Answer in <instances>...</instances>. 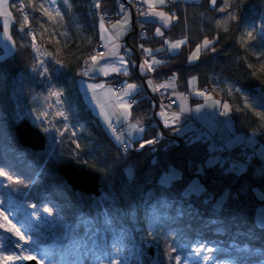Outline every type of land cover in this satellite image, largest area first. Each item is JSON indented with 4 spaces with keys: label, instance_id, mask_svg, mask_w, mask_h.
Instances as JSON below:
<instances>
[{
    "label": "trees",
    "instance_id": "1",
    "mask_svg": "<svg viewBox=\"0 0 264 264\" xmlns=\"http://www.w3.org/2000/svg\"><path fill=\"white\" fill-rule=\"evenodd\" d=\"M19 1L21 0H12L11 5L15 17V23L11 27L15 51L3 59L0 58V168L13 177L10 181L7 176H0L1 202H28L50 208L53 218L59 217L69 222L73 226L72 230L80 236L87 233L88 223L106 221L105 230L112 228L108 231L109 235L116 237L118 242L121 240L119 243L123 242L126 255L129 256V245L133 241L140 240L138 244L143 245L142 240L133 234L134 221L130 218L146 195L141 214L155 210L163 217L155 234L158 238L155 240H159L161 245L162 264H176L175 257L179 254L183 260L191 244L195 242L221 247L217 255L234 256L238 264H256L263 261L264 227L257 224V209L264 205V197L259 195V192L264 193V175H256L252 167L228 172L226 169L231 164L226 160L223 167L217 164L206 169V175L199 177L208 189L209 196L219 199L227 193L224 199L225 210L214 215L211 203L204 204L203 197H193L190 207L189 203L182 201L180 192L190 180L197 178V166L216 153V149L209 152L211 143H204L202 139L183 138L173 127L166 128L161 125L160 129L170 143L168 147L162 143L154 153L149 146L140 149V143L157 136L159 128L155 123L157 115L156 119L149 115L154 103L138 94L135 96L132 116L134 119H144L146 131L144 138L132 140L125 152L106 131L92 109L86 106L78 90L77 78L82 76L78 73L82 72L83 61L99 45L100 21L96 12L90 8L89 0H68L67 4L65 0H59L58 7L62 13L59 33H66V36L58 34L57 41H41L44 47L58 53L60 60L66 65L61 70L62 74H58L61 78L59 86L63 87L66 103L74 109V120L80 127V147H76V150H58L47 145L45 150L35 151L21 146L15 133L18 118L23 115L18 100L17 79L32 76L36 58L33 47L19 30L20 20L16 9ZM118 1L101 0V7L113 19H118L120 15ZM235 1L240 4V0H232L234 3ZM262 2L264 1L243 0L247 14L238 10L239 21L231 20L227 32L217 21L220 15L217 8L222 3L220 0H217L215 8L210 0H185L183 4L178 2L168 8L178 19L165 30V36L180 39L187 35L188 42L181 50L164 60L165 63L157 65L154 75L158 80H166L175 74L177 89L183 92L189 90L190 77H197L199 87L205 88L211 71H220L223 77L236 81L248 90L263 87L264 77L251 75L257 61L239 39L241 23L257 17L264 9L257 7ZM252 5L256 6V12L248 8ZM154 28V23L148 22L147 32L151 39H146L145 44L152 48L158 45L153 34ZM217 36L218 42L215 39ZM205 37L213 40V44L201 51L197 61L188 63V54L197 44H202ZM128 43L134 47L132 34L128 36ZM211 47H215L216 52H212ZM249 64L253 65L252 69L248 68ZM138 75L140 74L137 71ZM137 76L131 73L123 78L137 81ZM108 79L117 83L122 78L114 75ZM221 99L231 106V116L237 130L246 134L253 132L258 125V119L251 109L244 106L243 98L234 94L230 97L224 95ZM46 123V119L39 121L38 126L48 136L45 131ZM179 126L182 124H175L176 128ZM48 142L50 144L49 139ZM59 159L99 172L102 196L74 192L59 173ZM127 164H133L135 171L126 172L124 167ZM170 166L183 172V181L165 190L161 186V176ZM139 216L136 220H140ZM137 224L145 226V229L147 220L137 221ZM231 242L237 245L228 247ZM169 246L175 247L176 251L170 252ZM239 247L246 248V251L240 252L237 250ZM140 264H148L147 258Z\"/></svg>",
    "mask_w": 264,
    "mask_h": 264
},
{
    "label": "rangeland",
    "instance_id": "2",
    "mask_svg": "<svg viewBox=\"0 0 264 264\" xmlns=\"http://www.w3.org/2000/svg\"><path fill=\"white\" fill-rule=\"evenodd\" d=\"M197 1V0H192ZM222 3L218 6L217 11L219 12V8L223 7V0H220ZM264 1V0H263ZM232 2V0H231ZM43 5L44 8L48 9L49 12H52L53 15H55V9L59 8V0H56L55 5L51 4L50 0H28L26 2L19 1L17 3L16 9L19 13V20H20V27L21 23L23 22V14L26 12L29 16L30 20V26H26L23 34L24 37L27 39L28 43L32 46V36L29 35V32L35 33L36 36V45L39 51H37L35 48V58H36V70L32 73L31 77H21L17 79V93H18V100L19 104L21 106V109L23 111V115H20L18 118V121L22 118H29L31 123L37 127L39 121H47V133H48V139L50 141V144L48 142L47 145L52 146L55 149L62 150V149H69V150H76V145L79 143L78 137L79 132L78 128H80L74 120V109L70 107L66 103V96L62 95L59 100L62 101V103L58 102V98L54 95H51L53 91H62L63 87L59 86V81L61 78L59 77V73L63 69L60 65L55 64V61L53 60L52 56H45V52H50L53 54L55 59L60 60L59 54L50 51L46 47L43 46L41 41L45 40L48 42H51L52 40L57 41L59 36V24H60V18H56L53 21H49L46 16H43L42 13L39 11L40 5ZM235 5H238L237 1L234 3ZM12 0H7L6 7L8 10L12 13V16L10 18H7L8 22V32L5 33L4 24H5V17L0 16V58L3 59L9 55H11L15 51V41L13 38V35L11 33V27L15 23V17L12 9ZM23 5V8H22ZM249 6V5H248ZM260 6L261 8H264V2L257 5V7ZM251 8L250 11L256 12V6L248 7ZM35 9V10H34ZM158 10H162L165 12H168L169 14H172L168 8L167 3L166 6L163 8H158ZM238 10H241L242 14H247V9L244 10V6L236 8L235 6L228 9L227 11L234 12L238 19L235 21H239V15ZM218 22L219 25H223L227 23V26L230 24L231 20H226L227 12L221 13L219 12ZM123 15L120 16L118 19L111 21L110 23H107L104 20L105 24V39L101 40L100 35V22L98 24V32H99V41L105 45L107 44L108 48H111L112 45L118 44L120 45V48L118 49L117 55L120 57H124L129 61V64L127 66L128 74L133 73L135 76H137L136 69L139 64L143 62L144 59H146V54L141 50L140 45L144 46L145 40L147 39L145 37V27L141 28L140 26H136L133 24V16L131 14V24L128 26L124 33L116 36V33L121 31V26L113 27L116 24L117 20H122ZM138 15V14H137ZM250 15V14H248ZM148 20L150 23H154L155 28L153 30V34L156 37L158 42V47L156 49H167L171 54L177 53L179 50L182 49V46L187 44L188 37L187 35L184 36V38L180 39H172L167 36H165V30L170 28L175 20H173L170 24L165 25L163 22L159 21L156 17L148 16ZM140 24H142L141 20L138 21ZM43 25V27H41ZM264 25V9L260 14L257 15L255 18H249L246 19L243 23H241L240 28V35L239 39L241 41V37H246L247 32H252L254 36H256V40L252 41V48H247L252 53V56L255 58L256 66L254 71L257 73L259 77H264V60L259 59L255 53H259L264 51V28L261 26ZM19 27V30H20ZM159 27L161 29V32H163V36L156 35V28ZM223 28V27H222ZM21 31V30H20ZM132 34L133 41H134V47L128 43V36ZM10 37V38H9ZM109 37H113L112 39H109ZM148 40V39H147ZM177 40H185V43L179 47L178 49L171 50L170 46L166 41L175 42ZM211 40V39H209ZM204 41V40H203ZM213 41V40H212ZM144 42V43H142ZM203 44V42H202ZM201 44V45H202ZM132 49V53H128L127 49ZM144 48H150L146 45ZM107 49V48H106ZM155 49V50H156ZM204 48L202 47L201 51ZM154 50V51H155ZM195 50V48L188 54V57L190 54ZM133 54L134 57L132 56ZM44 61L46 63V66L49 68V72L46 73L44 76L39 75V72L43 71V68L40 67L39 62ZM135 61V64L132 62ZM197 61V60H196ZM195 62V61H193ZM191 62V63H193ZM147 67V66H145ZM86 67L83 68V70ZM140 68V67H138ZM220 72V71H219ZM62 74V72L60 73ZM114 75H120L121 79V85L124 82L127 83H135L138 84L135 80H128L126 78H123L125 75L123 74V71L119 74H112L109 77H103L99 73L96 74H90L89 76H80L77 78V86L78 90L86 103V105L92 109L94 115L98 117L99 121L103 125V127L109 132V134L114 138L116 143L120 144L121 142L117 140V137H120V140L123 142H129L130 140L142 138L144 133H139L134 130L129 129V123L135 125L137 124L136 120H134L132 116L133 107L131 108V115L128 118L127 121H125L123 118L117 119V115L120 113L119 109L112 108L109 103L108 99L105 96V92L101 91L99 89L96 90V99H93V91L89 90L87 85L91 83H104L106 88L111 87L112 88V82L108 79L111 76ZM147 73H143L142 76L137 80H143L144 76H146ZM210 77L215 79L214 73L210 72ZM220 76H222L220 74ZM98 77H102L101 79H98ZM171 78V77H170ZM163 81L160 82V84L164 83H171L174 84V87H168L166 89L163 88V91H159L160 93L155 94V99L158 100L160 103H162L165 107L163 108V111H165L169 116L174 113H178V109L176 107V100L170 96L164 97V93L174 92V96L176 97L180 109L181 105H183L186 109H192L193 115L204 125H206L211 130L217 132V134L220 136L222 141L228 146V147H236L234 143L236 142H244L247 140L248 137H252V134L248 137L244 135V133L240 132L236 128L235 121L232 120L231 115L221 116L220 110L223 109L221 107L213 108L211 105L213 104V100L221 101L220 98L213 96L212 94H218L220 97L226 95L227 97L233 96L234 94H238L243 98V104L245 107V99L244 97L247 96L249 98L248 103L251 104V107H247L253 111V113L256 115L258 119V125H256L257 129L256 135L263 136L261 137L263 139L262 141H259L256 136L252 137L251 142L253 145H255L257 148L258 155L260 157L264 158V120H262L257 113H264V85L257 87L253 90L245 89L241 84L237 83L236 81H233L227 77H223V81L220 84V87H216V89L208 90V94L211 99H205L204 97H200L196 95L197 91H201L198 85V80H193L191 84L189 81L192 77L189 78L188 84H189V90L191 91V95L188 96L184 92L179 91L176 86V76L174 80ZM197 78V77H196ZM150 80V79H148ZM147 80V81H148ZM145 85V82H142ZM239 88L241 92H237L236 89ZM203 92H207L206 88H203ZM231 90V93L229 92ZM64 93V92H63ZM135 96V95H133ZM131 98V97H130ZM204 105L207 104L209 107H206L202 109L201 112L194 111L196 105ZM102 106L104 114H102ZM172 110V112L168 111ZM175 111H174V110ZM162 111L161 107L158 110V113ZM58 112H64L67 116V120H65L63 117L58 116ZM42 113H47V115H42ZM157 113L158 118L163 122V117L159 116ZM108 116V119L111 121V124L114 123L116 128H112V126H109V123L106 121L105 116ZM184 119L185 123H182V126H179L178 128L181 129L178 134L185 136L187 139L194 136V134H190L188 132H191L194 128V125H192L191 122L198 123L197 120L194 119L189 120V113L184 112L181 113L179 122ZM41 128V127H40ZM119 128L120 131H117ZM59 130V131H57ZM262 131V134H259V132ZM74 133V135H73ZM188 133V134H187ZM193 133V132H192ZM260 138V139H261ZM161 143V141H160ZM217 143V142H216ZM259 143V144H258ZM169 142H166L165 145L168 146ZM218 144V143H217ZM258 144V145H257ZM210 146L215 150V145L210 144ZM226 149V148H225ZM239 155V154H238ZM237 156V159L240 155ZM223 159V158H222ZM240 158L238 159V161ZM59 163H64L62 160L59 159ZM258 164V163H257ZM254 172L257 174H261L259 169H256V165H251ZM261 169V166H258ZM240 170L243 169V166L239 167ZM237 171V170H236ZM195 179V178H194ZM1 181V177H0ZM201 181V180H200ZM163 183L164 181L161 180ZM201 183H203L201 181ZM204 184V183H203ZM227 193L222 195L220 198L226 197ZM259 195L264 197L263 192H259ZM146 200V195L143 196L141 203L138 205L135 211H133V216H131L130 219L134 221V228L133 231L137 236L138 239H144L146 237H151L155 240L158 239L155 237L156 231L159 229V224L162 223L163 217L161 213H158L155 210L147 211L143 214H141V211L143 209V202ZM31 203H16L13 201L11 205H8V209H2L0 205V210H3L8 218V220L11 221L12 224H15L17 228L21 230L25 234L26 239L23 241L18 240V238L13 234L7 232L6 228H0V242H2V245L4 246L6 240L9 241L11 244L16 245L19 243L22 245L23 250H21V253H16L15 256H12L13 254L2 252L0 248V264H7L8 261L12 260L9 264H21L24 260L18 259L16 257L19 256H26V255H32L36 257V260L39 262H46L48 264H54L51 261V255L46 253L47 250H54L55 248H59L60 245V256L62 257L60 262H57L59 264H83L80 262H72L71 258L68 256H77L79 257V252L83 253L85 249H89L88 251H97V248H104L107 249L106 253H103L100 255V257H104L102 262L98 259H93L91 261V264H109L110 260H117V259H126L127 264H132V262H136L139 259L140 263L144 262L145 258L147 260H150V255H148L147 250L138 244L140 240H135L133 243H131L130 246V255L127 256L124 254L126 252L123 242L118 243L116 239H114L112 236H106L104 233L108 232L112 228H108L104 230L106 221H103V223L99 222H92V224L88 223V227L92 231H87V235L82 238H76L72 232V228L69 224L63 221L59 217H52V215H49L48 213L44 212L43 209L44 206H38ZM21 210L23 212V215L19 220L17 219V211ZM35 213V215H33ZM153 213H156L154 216ZM140 214V216H139ZM139 216L140 220H136V218ZM158 217V218H157ZM23 218L26 223H23L20 221ZM257 218L259 221L264 222V205L260 206L257 209ZM144 221L147 220L146 228L145 226H139L137 224V221ZM0 223H4L3 219H0ZM104 228V229H103ZM87 229V228H86ZM104 230V231H103ZM101 231V232H100ZM151 233V235H149ZM30 237V239H28ZM121 241V240H120ZM157 241V240H155ZM159 241V240H158ZM157 241V242H158ZM116 244L121 251L117 253L112 245ZM26 244L32 245L37 244V249H32V251H29V247L26 246ZM199 243L191 244V247L189 248V252L187 255L183 257L182 264L184 261L187 262V264H204L203 260L200 259L197 255L193 254L194 246H198ZM237 244L234 242L229 243L228 247H234ZM2 246V247H3ZM206 247H212L214 249H217V252L221 250V247H215L211 245H206ZM20 248V247H19ZM21 249V248H20ZM127 249V247H126ZM46 250V251H45ZM128 250V249H127ZM237 250H240V252L246 251V248L239 247ZM216 251H213L212 253H208V255L211 257V259L208 261V264H217V262H221V264H235L233 258H228L225 261H221L218 258H216L215 255ZM147 253V254H146ZM67 257H65V256ZM180 256V254H179ZM9 257H14L13 259H8ZM181 257V256H180ZM261 264H264V260L261 261Z\"/></svg>",
    "mask_w": 264,
    "mask_h": 264
},
{
    "label": "snow or ice",
    "instance_id": "3",
    "mask_svg": "<svg viewBox=\"0 0 264 264\" xmlns=\"http://www.w3.org/2000/svg\"><path fill=\"white\" fill-rule=\"evenodd\" d=\"M51 4L55 5L56 0H50ZM68 0H65V3L67 4ZM143 3L148 5V11L147 12H140L141 16H151V17H156L159 19V21L163 22L165 25L170 24L173 20L178 19V17H176L174 14H169L168 12L162 11V10H158V8H163L164 6H166L167 0H143ZM211 5L215 8L217 6V0H210ZM223 7H220L218 10L221 13H225L227 12V17L226 20H237L238 16L231 11H227L228 9L232 8V7H242L243 6V0H240V4L238 5H234V2H231V0H223ZM7 5V0H0V16L5 17V24H4V29H5V33L7 34L8 32V22H7V18H10L12 16V13L8 10V8L6 7ZM96 8L100 7V3L99 0H97L96 3ZM23 8V5H22ZM35 10V9H34ZM119 10L121 13H123V19L122 20H117L116 24L113 26L114 28L117 26H121V31L116 33V36H119L121 34L124 33L125 29L130 26L131 24V12L126 11L125 10V5L123 3H121L119 5ZM39 11L42 13L43 16H46L48 18V20L51 22L56 18H61L62 19V13L60 12L59 8L55 9V15H53L52 12H49L48 9L44 8V6L41 4L39 7ZM30 20H29V16L28 14L25 12L23 14V22L21 23V27L20 30L24 31L26 26H30ZM219 25V22H218ZM220 27H223V30L225 32H227L229 29L227 27V23L223 24V25H219ZM41 27H43V25H41ZM100 31H101V35H100V39L104 40L105 36L104 33L106 31L105 29V24H104V18L101 17V22H100ZM262 28H264V25L261 26ZM141 28H143V25H141ZM156 35L158 36H163V32H161V29L159 27L156 28ZM29 35L32 36V47L35 48L37 51H39V49L37 48L36 45V36L35 33L29 32ZM61 36H66V33H60ZM10 38V37H9ZM113 37H109V39H112ZM216 41L218 42L219 37L217 36ZM256 40V36L253 35L252 32H247L246 37L242 36L241 37V43L243 47H247V48H252V41ZM166 43L169 44L170 49L171 50H175L178 49L179 47H181L184 43L185 40H177L174 43L170 42V41H166ZM213 44L212 40H209L207 37H205L203 44H197L195 50L190 54V56L188 57L189 62H193L196 61L200 58V53H201V49L202 47L204 49L209 48L211 45ZM104 48H107V51H94V54L90 55L86 60H85V64H86V68L78 74H82L84 76H89L90 74H96L99 73L100 75H102L103 77H109L112 74H119L121 73V71H123L124 75H128V71H127V66L129 64V61L127 59H125L124 57H120L117 55L118 49L120 48V45L118 44H113L111 48H108L107 44L103 45ZM141 50L147 55V56H151V60L149 59H144L143 62L139 65L140 67V72L143 74L146 71H151V72H155L156 70V66L157 65H161L163 63H165V61H161V60H157L155 55L153 54V49L151 48H144L143 45H140ZM216 48L215 47H211V51L212 52H216ZM155 51H161V49H156ZM132 49H127L126 54L131 53ZM45 56H52L53 60L55 61V64L60 65L61 67H65V63L62 60H57L55 59V57L53 56L52 53L50 52H45L44 53ZM255 55L261 59L264 60V51L259 52V53H255ZM133 64H135V61L132 62ZM40 67L43 68V71L39 72V75L44 76L46 73L49 72V68L46 66V63L44 61H40L39 62ZM147 66V67H145ZM253 65L249 64L248 68L252 69ZM262 67H264V65H262ZM33 70H36V64H33ZM252 76H256L257 73L255 71H252L251 73ZM175 79V74H173V76L170 78V80H174ZM196 77H192L191 80L189 81V83L191 84V82L193 80H196ZM262 83H264V81H262ZM147 85L150 89H152L153 92L158 91L161 88H168V87H174V84L171 83H164V84H160L157 86H153V82L152 80H148L147 81ZM88 89L93 91V99H96V90L99 89L101 91L105 92V96L108 99V103L112 108H116L120 110V113L117 115V119H121L123 118L125 121L128 120V118L131 115V108L133 107V104L136 103V101L134 100H130V97H132L133 95L138 94L139 90H140V86L135 84V83H127L124 82L121 85V89H116V88H106L104 83H91L87 85ZM237 92H241V90L239 88L236 89ZM51 95H54L58 98V102L62 103V101L59 100V98L63 95L62 91H53L51 93ZM197 96L200 97H204L206 100L207 99H211V97L203 91H197L196 92ZM245 99V103L247 107H251V104L248 103L249 98L247 96L244 97ZM223 108V111H221L219 114L221 116H230L232 113V108L229 105V103L227 101L221 102V101H217V100H213V104L211 105V107L213 108H217V107H221ZM162 111L160 113H158L159 116L163 117V122H164V127H173V130L176 132H179L181 129L176 128L175 124L176 122L180 119L181 113L182 112H188V111H192V109H186L183 107V105H181V112L178 113H172L171 116H169L165 111H163L164 105L161 103L160 105ZM209 107V105L204 104V105H196L194 111L196 112H201L202 109ZM237 111H240V109H237ZM102 114H104L103 111V106H102ZM42 115H47V113H42ZM58 116L63 117L65 120H67V116L65 115L64 112H58L57 113ZM257 115L264 120V113H257ZM106 121L109 123V126H111V121L108 119V116H105ZM140 122L137 121V124L133 125L131 123H129V129L130 130H134L136 132L139 133H144L146 131V129L144 127L139 126ZM45 131H48V129H45ZM59 131V130H57ZM256 134L255 130H253L252 133V137H254ZM74 135V133H73ZM157 137L162 138V133H158ZM252 137H248L247 141H244L242 143H248L251 141ZM117 140L120 141L121 143H123L122 140H120V137H117ZM157 142V138L154 137L152 139H147V140H143L142 143H140L139 148L140 149H144L145 146H150L153 145ZM195 141H190V143H194ZM131 144V140L129 141L128 144H125L124 146V151L127 152L129 147ZM77 148L80 147L79 143H77L76 145ZM228 147L227 145H224L221 147V151L224 150V148ZM212 151H214V149L212 147L209 148V152L211 153ZM253 155H255V153H253ZM245 158L246 161L250 160L251 157L247 156V154L245 153ZM220 161L218 160V158L214 155H210L208 157V159H206L202 164L197 166V171L195 173V179L190 180L182 189L180 192V196L182 201L184 202H189V206L191 207L190 201L193 197L196 198H201L203 197L202 202L204 204H209L211 203L212 207H211V211L214 215L220 214L225 210V201L224 198H219V199H215L211 196L208 195V189L204 186L203 183H201L199 177L206 175V169H211L212 167H215L217 164H219ZM221 167H223V165H220ZM236 170V165L232 164L228 169H226V171L231 172V171H235ZM259 171L261 172L262 175H264V163H262L261 165V169H259ZM0 176H7L8 180H13V177L7 173H5V171L0 168ZM162 181H164L162 183V187L165 190L171 189L174 184L177 183H181L183 181V172L175 167H169L164 173H162L161 176ZM17 182H19V180L17 179ZM158 199H165L163 197H158ZM33 207H35V205H33ZM44 212L48 213L49 215L52 214V210L50 208L45 207L43 209ZM33 215H35V213H33ZM153 215L155 216L156 213H153ZM158 218V217H157ZM0 219H3L4 223H0V228H6L7 232L9 233H13L18 240L23 241L26 239L25 234L23 232H21V230L19 228L16 227L15 224H12L10 220H8L5 212L3 210H0ZM258 226L260 227H264V222L261 221H257ZM149 235H151V233H149ZM28 239H30V237H28ZM2 242H0V248H2ZM16 247H20L22 250V245H20L19 243L16 244ZM113 249L119 253L121 251V249L114 243L112 245ZM169 250L170 252H175L176 248L169 246ZM213 251H217V249H214L212 247H206L204 242L199 243L198 246H194V251L193 254L197 255L200 259L203 260L204 264H208V261L211 259V257L208 255V253H212ZM18 259H22V260H34L36 259V257L32 256V255H26V256H19L16 257ZM171 258V257H170ZM8 259H13L12 257H9ZM104 259V257H100L99 260L102 262V260ZM175 261L176 264H182L181 261V257L180 256H176L175 257ZM109 264H127V260L126 259H117V260H110ZM137 264H140L139 259L137 260ZM153 264H158V262H153ZM183 264H187L186 261L183 262ZM217 264H221V262H217Z\"/></svg>",
    "mask_w": 264,
    "mask_h": 264
},
{
    "label": "water",
    "instance_id": "4",
    "mask_svg": "<svg viewBox=\"0 0 264 264\" xmlns=\"http://www.w3.org/2000/svg\"><path fill=\"white\" fill-rule=\"evenodd\" d=\"M15 132L20 144L23 147L30 148L35 151H42L47 146L46 134L37 126L33 125L29 118L21 119L15 126ZM59 173L67 180L68 185L74 192H82L91 194L96 197L102 195V184L99 173L91 170L79 169L69 163L60 164ZM144 246L151 256L149 264L161 261L160 245L152 239H146ZM25 264H39L35 259L27 261Z\"/></svg>",
    "mask_w": 264,
    "mask_h": 264
},
{
    "label": "bare ground",
    "instance_id": "5",
    "mask_svg": "<svg viewBox=\"0 0 264 264\" xmlns=\"http://www.w3.org/2000/svg\"><path fill=\"white\" fill-rule=\"evenodd\" d=\"M88 58V57H87ZM137 71H138V73L140 74V75H138L137 77L139 78V76L140 77H143L142 76V73L138 70V69H136V73H137ZM148 79H150V80H152V82H153V86L155 87V86H157V85H160V82H163V81H165V80H158L157 79V77L154 75V73H152V74H150L149 76H144V79L143 80H141V82H145V84L147 85V80ZM166 81H168V79H166ZM112 85L113 86H117L118 87V89H121V83L120 82H117V83H112ZM137 85H139L140 86V89L142 88V83H138ZM148 86V85H147ZM113 88V87H112ZM145 91L146 92H149V94H150V96H154L156 93H160L161 91H163V88H161V89H159L158 91H155V92H153L152 91V89H150V88H145ZM160 91V92H159ZM180 91V90H179ZM229 92L231 93V90H229ZM85 103V102H84ZM86 104V103H85ZM87 106V105H86ZM88 107V106H87ZM174 110V109H173ZM168 111H170V112H172V110H169L168 109ZM175 111V110H174ZM178 111L179 112H181V109L179 108L178 109ZM157 113H158V110L157 109H155L153 106H151V108H150V111H149V115L150 116H152L153 118H155L156 119V116L155 115H157ZM182 113H184V112H182ZM191 116H192V118L194 119V115L193 114H191ZM141 121H144V119L143 118H141L140 119ZM145 122V121H144ZM192 123V125H194V129H193V132H195V133H197V134H199V136L201 137V139L204 141V143H207V142H209V143H211V142H217L216 143V145H218L219 147H220V140H219V135L217 134V132H215V131H210L209 130V128L208 127H206L205 125H199V124H197V123H194V122H191ZM161 125H163V124H161ZM164 126V125H163ZM107 131V130H106ZM108 132V131H107ZM109 133V132H108ZM253 132H251V133H249V134H246V133H244V135L246 136V137H248L247 135H251ZM111 136V135H110ZM186 136V135H185ZM184 136V137H185ZM255 136H256V134H255ZM112 137V136H111ZM183 137V138H184ZM113 138V137H112ZM114 139V138H113ZM186 139V138H185ZM115 141V140H114ZM245 141H247V140H245ZM116 142V141H115ZM129 142H123V143H120L119 144V146H120V148H122V151H124V146H125V144H128ZM118 144V143H117ZM160 144H162V143H160V140H157V142L155 143V144H153V145H150L149 147L150 148H153V150H152V153H154V151L155 150H157V149H159L158 148V146L160 145ZM249 144H252V142L250 141V142H248V143H242V142H236V143H234V145H236V146H244V145H249ZM258 145V144H257ZM165 147H168V146H165ZM256 147V146H255ZM257 148V147H256ZM65 163H68V162H64V163H62V164H65ZM70 164V163H69ZM222 163H219V166L221 165ZM70 165H73V166H76V167H78L79 169H86V168H81V167H79V166H77V165H74V164H70ZM223 166H224V164H222ZM124 169L125 170H135V167H134V165L133 164H127L125 167H124ZM86 170H91V169H86ZM91 171H93V170H91ZM93 172H96V173H99V172H97V171H93ZM100 174V173H99ZM100 177H101V174H100ZM65 181L67 182V180L65 179ZM102 184V183H101ZM133 233V232H132ZM74 234V236L76 237V238H82V237H85L87 234H85V235H82V236H80V234H78V233H76V232H74L73 233ZM134 234V236L136 237L137 235L135 234V233H133ZM146 239H152L155 243H157V244H159L160 245V243L159 242H157V241H155L153 238H152V236L150 237H146V238H144V239H142V242H144ZM89 249H85L84 250V252L83 253H81V252H79V254H80V256L82 257V258H84L85 260L87 259V260H89V261H92L93 260V258H92V253H91V251H88ZM160 250H161V245H160Z\"/></svg>",
    "mask_w": 264,
    "mask_h": 264
},
{
    "label": "built area",
    "instance_id": "6",
    "mask_svg": "<svg viewBox=\"0 0 264 264\" xmlns=\"http://www.w3.org/2000/svg\"><path fill=\"white\" fill-rule=\"evenodd\" d=\"M169 2H173V0H169ZM96 3H97V0H91V6L92 7L96 8V6H95ZM99 3H101V0H99ZM121 3H123L125 5V10H130V9L135 10L136 15L138 14L137 17H136L137 26H140L141 27L142 24H140L138 21L141 20V17H143V16L140 15V12H146V4L143 3V0H121L119 2V5ZM99 13H100V15H104V12L103 11H100L99 10ZM98 51H103V48L100 47V49ZM212 86L215 89H216L217 86L220 87L219 84H217V83L212 84ZM115 88L118 89L117 86H115ZM262 133H263L262 131L259 132V134H262ZM240 153H242V155H240ZM245 153L247 154V156H250V150H249V148L247 146H243L242 149H241V151L239 152V155H240V156L238 155L239 158H240L239 161L244 162V163H249V161L251 159L246 161ZM235 157L237 159V156H235Z\"/></svg>",
    "mask_w": 264,
    "mask_h": 264
}]
</instances>
